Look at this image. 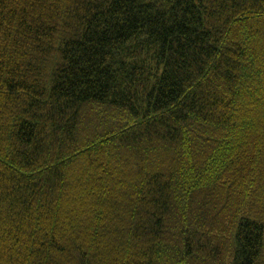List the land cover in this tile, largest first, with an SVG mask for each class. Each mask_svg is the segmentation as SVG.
Segmentation results:
<instances>
[{
	"label": "trees",
	"instance_id": "obj_1",
	"mask_svg": "<svg viewBox=\"0 0 264 264\" xmlns=\"http://www.w3.org/2000/svg\"><path fill=\"white\" fill-rule=\"evenodd\" d=\"M0 264H264V0H0Z\"/></svg>",
	"mask_w": 264,
	"mask_h": 264
}]
</instances>
